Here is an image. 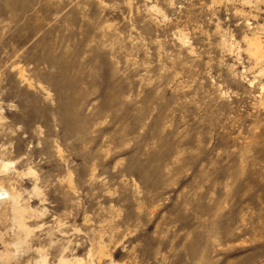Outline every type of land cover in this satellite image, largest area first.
<instances>
[{
    "label": "rangeland",
    "instance_id": "1",
    "mask_svg": "<svg viewBox=\"0 0 264 264\" xmlns=\"http://www.w3.org/2000/svg\"><path fill=\"white\" fill-rule=\"evenodd\" d=\"M4 191L0 264H264V0H0Z\"/></svg>",
    "mask_w": 264,
    "mask_h": 264
},
{
    "label": "bare ground",
    "instance_id": "2",
    "mask_svg": "<svg viewBox=\"0 0 264 264\" xmlns=\"http://www.w3.org/2000/svg\"><path fill=\"white\" fill-rule=\"evenodd\" d=\"M252 45H254L255 49H256V53H259L261 48L263 47L262 45V41L260 39L256 40L255 42H252ZM8 194L10 196V194L6 191H4L3 193L0 192V198L1 196ZM3 199V198H1Z\"/></svg>",
    "mask_w": 264,
    "mask_h": 264
}]
</instances>
